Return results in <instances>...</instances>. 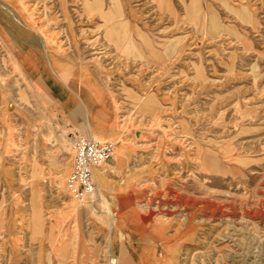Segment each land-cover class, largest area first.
<instances>
[{
    "label": "rangeland",
    "instance_id": "rangeland-1",
    "mask_svg": "<svg viewBox=\"0 0 264 264\" xmlns=\"http://www.w3.org/2000/svg\"><path fill=\"white\" fill-rule=\"evenodd\" d=\"M74 136L115 147L85 206ZM131 223L148 264H264V0H0V264H114Z\"/></svg>",
    "mask_w": 264,
    "mask_h": 264
},
{
    "label": "built area",
    "instance_id": "built-area-1",
    "mask_svg": "<svg viewBox=\"0 0 264 264\" xmlns=\"http://www.w3.org/2000/svg\"><path fill=\"white\" fill-rule=\"evenodd\" d=\"M71 167L66 176L64 190L67 196L79 206L95 201V171L111 160L115 147L109 142H99L74 136L70 142Z\"/></svg>",
    "mask_w": 264,
    "mask_h": 264
},
{
    "label": "crops",
    "instance_id": "crops-1",
    "mask_svg": "<svg viewBox=\"0 0 264 264\" xmlns=\"http://www.w3.org/2000/svg\"><path fill=\"white\" fill-rule=\"evenodd\" d=\"M42 77L50 84L55 95H57L62 112L69 115V118L75 127L82 126L84 119L77 106L72 107L69 111H64L62 107L69 95L62 93L47 77L43 75ZM126 226V232L125 228L124 230L118 228L114 235H110L114 238V244L109 246L108 255L115 257L114 264H148V254L145 252V247L149 249V252L152 249V246H156L157 241L161 240V237L158 236V238L153 232L152 234L147 232L138 234L136 232L137 229L132 223L128 225L126 224Z\"/></svg>",
    "mask_w": 264,
    "mask_h": 264
},
{
    "label": "bare ground",
    "instance_id": "bare-ground-1",
    "mask_svg": "<svg viewBox=\"0 0 264 264\" xmlns=\"http://www.w3.org/2000/svg\"><path fill=\"white\" fill-rule=\"evenodd\" d=\"M94 2V1H93ZM96 3V2H95ZM96 5V4H95ZM107 26V25H106ZM111 31V29H110ZM112 32V31H111ZM82 33V32H81ZM24 35V34H23ZM79 35V34H78ZM57 36V35H56ZM84 39V38H83ZM63 43V42H62ZM12 44V43H11ZM13 49L16 50V48L12 45ZM20 68V67H19ZM24 73V72H23ZM98 170V169H97Z\"/></svg>",
    "mask_w": 264,
    "mask_h": 264
}]
</instances>
